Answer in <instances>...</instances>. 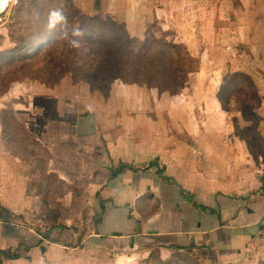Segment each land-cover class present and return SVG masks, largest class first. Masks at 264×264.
Returning a JSON list of instances; mask_svg holds the SVG:
<instances>
[{"label": "rangeland", "instance_id": "rangeland-1", "mask_svg": "<svg viewBox=\"0 0 264 264\" xmlns=\"http://www.w3.org/2000/svg\"><path fill=\"white\" fill-rule=\"evenodd\" d=\"M96 1L94 6L87 7L77 0L76 6L79 9L77 16L86 17L84 21L78 20L77 25L84 32L83 46L80 49L69 47L68 40L71 39V35L68 27V36L63 35L60 27V32L53 43L38 50H32L30 47L36 31H42L47 26L50 10L59 7L66 16L68 15L66 0H9L6 9L0 12V54H4L6 50L16 46V35L27 38L24 49L20 54L17 53V58H0V140L3 137L8 152H3L2 156H4V162L7 166L6 159L8 161L14 159L17 162L25 161L27 165L33 163L32 166L36 170L37 176L31 179L30 184L36 194H39L40 197L43 196L45 202L43 208L41 206L35 209L33 213L29 211L28 221L25 219L23 221H27L25 222L27 225L37 228L41 225L44 228H52L55 223L69 224L82 228L80 231L83 235H89L93 231V227H90L93 220L100 216L99 213H95V189L96 185L99 186L101 183V181H96L98 175L94 174L92 180H88L86 176H84L86 178L84 180L82 179L83 175L73 173H65L68 175H66L65 180L60 179L59 177L62 175L56 173L52 176L44 174L46 160L59 157L58 152L52 148L47 153L45 148L38 143L35 135L29 133V127L25 121L30 122L29 118L31 117L34 124L37 123V115L41 114L40 111H43L42 114L44 113L48 103L58 104L63 114L65 104L69 102L65 101L64 97L71 94L72 90L75 94L74 88L81 83H86L94 95L100 97L96 101L104 105L114 104L112 95L117 92L118 83L120 85L123 83L139 85L141 83L145 89L156 91L159 88L173 97L189 94L190 98L187 97L188 99L193 98L196 105L199 103L196 110L198 109L200 112L203 107L209 104L207 116L209 115L210 142V138L212 141L217 140V131L223 130L224 125H235L237 128L232 131V134L236 133L238 137L242 136L246 139L245 142H240L246 152L249 151L248 145L251 144L252 152L256 156V164L249 163L247 159L243 158L245 162L242 164L244 163V165L235 166L238 171H243L242 177L238 178L236 182L224 184L223 188H219V191H217L218 175H216L218 165L216 163L201 165V169H207L206 174L202 170V176L203 179H207L204 182L209 189L201 194V191L196 188L193 199L184 198L192 209H199L193 214L196 216L194 228L185 227L186 222L191 223V219L185 213L183 216L184 225L180 227L170 228L165 227V224H155L154 228L147 230L149 235L161 231V241H159L161 248L164 247V244H167L168 248L171 246L175 248L183 245L190 246L195 241L200 245H207L211 230L214 229H218L216 232H228L229 237L224 244L229 245L231 233L235 234L238 231L224 228L222 227L224 224L218 222L224 202L222 196L215 195V190L218 194L222 192L221 195L226 197L227 192L238 193L240 191L241 194L247 193L249 190L259 191V187L263 184L259 179L264 177V135L262 134L264 77L260 84V81L257 80L259 74L256 71L250 72L251 75L242 72L244 74L243 84L229 83L227 87L236 89V91L221 93L222 89L215 83L217 82L216 77L222 76L221 65L223 64L216 65L215 63L214 66L205 67L208 65L209 58L213 61L225 62V76L238 71L241 67L239 65L236 68L235 65L229 64L224 53L222 59L214 51L215 47H210V42L207 41L204 32L209 38L212 32H217L215 45L222 44L225 38L229 43H235L232 33L234 32L236 42L240 40V43L244 45L248 41L252 22L244 20L245 22L241 23V32H239L237 24L240 22L233 17H231L233 19H227L226 22L222 18H217L218 16H214L212 20L199 18L197 13L199 4L206 6L204 4L211 0H199L197 6L196 2L191 0ZM223 1L226 3L225 0ZM231 3L227 2L226 6L237 8L236 3ZM247 5L250 16L256 15L257 7L249 3ZM195 9L196 12H194ZM262 10L260 1L258 14ZM83 27L85 28L82 29ZM229 27L232 28L231 32ZM87 31H91L93 35H88ZM224 33H229L230 37L225 36L224 38ZM219 39L220 43H218ZM202 40L207 42L211 49L210 53L205 55L203 59L200 56L206 46ZM161 44L163 50H166L165 53L158 52ZM241 44L239 47H242ZM197 62L202 63L204 68H197V72L201 74L197 73L199 80L195 83L192 79L196 75L193 69H195ZM237 76L241 75L234 74L230 77ZM200 79L205 80L204 83L199 84ZM218 89H220V93L216 94ZM51 93L58 96L56 97L58 101L49 96ZM181 96L180 99L183 100ZM240 126L244 127L243 130L239 128ZM61 160L56 158L52 161L54 170L60 174H62L61 166H57V162ZM207 166L210 167V170ZM244 171H250L251 175L244 178ZM127 174L131 176L130 179L133 178L132 174ZM208 174L210 177L207 176ZM148 182L151 183V179ZM171 183L169 181L162 182L160 190L174 196V198H170L171 207L173 204L178 207L179 203L182 202L179 191L176 189L178 183L175 180ZM255 184H258L259 187H255ZM246 186L247 188H245ZM149 189L147 188V191ZM205 194L210 195V197ZM252 194L255 195L256 193ZM1 197L4 200L8 198L7 194ZM39 199L42 201V198ZM254 199L257 201L253 202L251 206L259 207L261 203L260 210L249 209L248 213L253 212L251 217L257 220L264 213V196L260 198V193H258ZM169 208L164 202L161 204V211L164 216H168ZM207 208L216 211L210 213L206 210ZM232 209L234 211L235 206ZM181 210L182 208H179V211ZM130 211L121 212L123 222L107 223L98 227L102 236L108 240L107 244L111 249L120 248V245L116 240L111 241L110 236L118 237V234L124 232L132 234L141 229L142 223L134 221L137 218L136 212L133 214L134 218H131L133 221L130 224L127 223L126 214H129ZM244 215L242 210L235 226L240 225L241 221L246 219ZM7 225L2 226L0 224V234L5 235L6 231H8V235L16 234V228L12 225H8L7 228ZM160 226L163 228H159ZM258 226L260 227L248 243L247 238L243 239L241 245L247 243L243 251L234 253H217L211 250L196 252L193 253L198 256L195 263L264 264V224L260 223ZM202 229L206 233L198 235L196 231ZM181 230H193V234L186 237L183 233H179ZM24 231L25 235L30 237L29 228H24ZM69 233L65 232V234ZM157 236L159 237V235ZM157 236L152 238L156 239ZM97 241L96 238H91L82 249V253H89L94 246H98ZM137 244L138 248L142 247V244ZM224 244L220 246L225 248ZM134 245L136 243H128L126 250L122 251L123 253L120 255L121 258L125 259V264H175V260L169 254H165V257L162 258L159 247L151 253H141L138 250H132ZM105 259L107 258L103 257L98 260L103 262ZM208 259L210 260L208 261ZM169 260L171 263H168ZM4 261L9 264L6 260ZM45 262L47 263L46 260L42 262L41 259L42 264H46ZM35 263L39 264L37 261ZM61 264H68V261L61 260ZM85 264L89 263L86 262Z\"/></svg>", "mask_w": 264, "mask_h": 264}, {"label": "crops", "instance_id": "crops-1", "mask_svg": "<svg viewBox=\"0 0 264 264\" xmlns=\"http://www.w3.org/2000/svg\"><path fill=\"white\" fill-rule=\"evenodd\" d=\"M191 1H195L197 6L199 0ZM225 1L226 3L232 2L231 4L236 3L237 8L226 6L223 0H211L204 4L206 6L199 4L198 17L212 20L214 16H218L217 18H222L225 22L233 17L240 22L237 24L239 32H241L240 28L242 22H245L244 20L251 21L247 43L242 45L240 40L236 42L234 32L232 33L235 43H229L225 36L230 37V34L224 33L225 39L222 44L218 45H215L217 32H212L210 38L206 32L204 35L210 42V47H215L214 51L222 59L226 57L228 63L235 65L236 68L240 65L241 68H238V71L248 75H251L250 72L256 71L259 74L257 80L261 84L264 77V1ZM260 1L263 10L258 14ZM78 2L87 7L97 3L96 0H78ZM247 3L257 7L256 15L250 16ZM203 14H205L204 17ZM218 43H220V39ZM203 44L206 48L200 56L201 59L211 50L207 42L203 41ZM240 44L242 47H239ZM223 53L226 56L222 57ZM215 63L216 65L223 64L221 65L222 76L216 77L217 82L215 83L222 89L226 84L225 62L213 61L209 58L208 65L205 67L214 66ZM200 68H204L202 63H200ZM197 73L201 74L195 72L196 75L192 79L195 83L199 80ZM200 81L199 84H202L205 80L200 79ZM74 90L75 94L72 90L71 94L64 97V100L69 102L65 104L63 114L58 104L48 103L44 113L42 114L43 111H40L39 113L42 115H37V123L34 124L31 117L29 118L30 122L28 120L25 122L29 127V133L35 135L36 140L47 153L52 148L58 152L59 157L46 160L44 174L52 176L56 173L62 175L59 177L62 180L66 179L67 174L65 173L83 175L82 179L84 180H86L84 176L88 180H92L93 174L98 175L96 181H101V183L99 186L96 185L95 189V213H99L100 216L93 220L92 226H90L93 227V231L86 236L81 233L82 228L69 224L55 223L52 228L63 226V229L56 228L55 230L44 228L42 225L39 228L27 225L25 222L28 221V212L33 213L35 209L41 206L43 208L45 205L43 196L40 197L39 194H36L30 184L31 179L35 178L37 173L33 169V163L27 165L25 161L17 162L14 159L11 161L6 159L8 166L5 164L2 153L8 152L2 137L0 140V224L2 226L4 224L12 225L17 232L12 235H8V231L5 235L0 234V264H6L4 260L9 264H36L35 261L42 264L41 259L42 262L46 260V264H61V260L68 261V264H85L86 262L89 264H125V259L120 255L123 253L122 251L126 250L128 243H136L132 246V250H138L141 253H151L159 247L163 258L165 254L170 253L171 249L167 244L161 248L159 243L161 231L149 235L147 230L154 228L155 224H165V227L170 228L180 227L184 225L183 216L185 213L191 219V223L186 222L185 227L194 228L196 216L193 214L199 209H192L185 199L188 197L193 199L196 188L201 191V194L209 189L204 182L207 179H203L202 176V170L206 174L207 169H201V165L206 166V163L218 165L216 175H218L217 191H219V188H223L224 184L236 182L238 178L242 177L243 171H238L235 166L244 165V163L242 164L245 162L243 158L247 159L249 163L256 164V156L252 152L251 144L248 145L249 151L246 152L240 143L241 141L245 142L246 139L242 136L238 137L236 133L232 134V131L237 128L235 125L223 124V130L217 131V140L212 141L210 138V142L209 115L207 116L209 104L203 107L200 112L198 109L196 110L199 103L196 105L193 98L188 99L187 97L190 98L189 94L173 97L167 92L161 94L158 90L145 89L144 85L124 83L120 85L118 83L117 92L112 95L114 104L104 105L96 101L100 97L95 96L86 83L79 84ZM217 93H220V89L217 90ZM49 96L58 101L56 98L58 96L54 93ZM180 96L183 100L180 99ZM51 121L52 124H50ZM80 123H82L81 126ZM239 128L243 130L244 127L240 126ZM262 134L264 135V123ZM231 135L232 138H230ZM56 158L63 159L57 162V166H61L62 174L54 170L52 161ZM161 168H165L164 175L171 177V181H166L171 183L175 180L178 183L176 189L182 199L178 207L175 204L171 207L170 198H174V196L160 190V184L166 182L158 174ZM207 168L210 170L209 166ZM127 173L132 174L133 178L130 179L131 176ZM244 175V178H248L251 175L250 171H244ZM150 179L151 183L148 182ZM230 179L232 181H229ZM259 180L264 184V177ZM263 184L260 187L255 184V187H259V191L249 190L247 193L241 194L240 191L238 193L227 192L226 197L221 195L222 192L218 194L215 190V195L222 196L224 202L218 222L223 223L222 227L224 228L238 231L235 234L231 233L229 245L224 244L228 240V232H216L218 229H214L211 230L207 245H200L194 239L193 245H183L176 249L186 253L208 252V250L217 253L243 251L250 238L254 237V233L260 227L258 225L264 224V213L257 220L251 217L253 212L248 213L249 209L260 210L261 203L259 207L251 205L257 201L254 197L258 193H260V198L264 196ZM147 188H150L149 191ZM184 190L188 195H184ZM254 192L255 195L252 194ZM4 194H7L6 200L1 197ZM207 196L210 197V195ZM39 198H42V201ZM163 202L168 205V208L170 207L168 216H164L161 211ZM233 206H235L234 211ZM179 208L182 210L179 211ZM124 210H131L129 214H126L128 224L133 221L131 218H134L133 214L136 212L137 218L134 221L142 223L141 229L132 234L124 232L118 234V237L110 236L111 241L116 240L120 245V248L111 249L107 244L108 240L102 236L98 227L107 223L123 222L121 212ZM206 210L210 213L216 211L209 208ZM242 210L246 219L241 221L240 225L235 226ZM23 219L27 221H23ZM24 228H29L30 237L25 235ZM40 232H46L50 236L42 237ZM65 232L70 233L65 234ZM179 233L190 237L193 230H181ZM196 233L203 235L206 231L202 229ZM153 236L158 238L153 239ZM91 238L98 240V246H94L89 253H82V249ZM245 238H247V243L241 245ZM137 243L142 244V247L138 248ZM223 244L226 246L225 248L220 246ZM103 257L107 259L103 262L98 260Z\"/></svg>", "mask_w": 264, "mask_h": 264}, {"label": "trees", "instance_id": "trees-1", "mask_svg": "<svg viewBox=\"0 0 264 264\" xmlns=\"http://www.w3.org/2000/svg\"><path fill=\"white\" fill-rule=\"evenodd\" d=\"M66 1H67V9H68V15H67L68 25H67V27L70 29V35H71V29L74 27H77L78 20L84 21L86 19V17L85 16H80V17L77 16V14L79 13V9L76 6L77 0H66ZM84 28L85 27H83L82 29H84ZM59 32H60V25H57L56 28L53 30H49L48 27L45 26L44 30L36 31L34 38H33V41L30 44L31 49L32 50H38L39 48H43V47L47 46L48 44L53 43L55 41L56 36L59 34ZM87 34L90 36L93 35V33L91 31H87ZM15 38H16V40H15L16 46L14 48L6 50L4 54H0L1 55L0 58L12 57L13 59H15V58H17V53L20 54L22 52V50L24 49L25 41L27 38L24 36H20V35H16ZM159 39H154V40H159ZM165 51L166 50H163L162 44H161L158 52L159 53H165ZM198 62H199V58H198ZM198 62H197L195 69H193L195 72L197 71V68H200V63H198ZM234 74L241 75V76L230 77ZM243 75L244 74L240 71L233 72L229 75H226L225 76L226 84L222 88L221 93H230L232 91H236V89L228 88L227 85L229 83L235 84V85L243 84V79H242ZM139 85H143V84L140 83ZM158 91L161 94L163 93V91H161L159 88H158ZM164 172H165V168H161V169H159L158 174L164 180L171 181V177L164 175ZM184 195H188L185 190H184ZM170 249H171L170 250L171 254L169 253V256H171L172 259L175 260V264H196L195 262H196V259H198V256H195V254L181 252L180 250H178L172 246L170 247ZM168 263H171V260H169Z\"/></svg>", "mask_w": 264, "mask_h": 264}, {"label": "clouds", "instance_id": "clouds-1", "mask_svg": "<svg viewBox=\"0 0 264 264\" xmlns=\"http://www.w3.org/2000/svg\"><path fill=\"white\" fill-rule=\"evenodd\" d=\"M57 25H60L63 35L68 36V19L63 10L59 7L50 10L48 13L47 27L49 30H53ZM84 32L78 27L71 29V39L68 40V45L73 49H80L83 46Z\"/></svg>", "mask_w": 264, "mask_h": 264}, {"label": "bare ground", "instance_id": "bare-ground-1", "mask_svg": "<svg viewBox=\"0 0 264 264\" xmlns=\"http://www.w3.org/2000/svg\"><path fill=\"white\" fill-rule=\"evenodd\" d=\"M8 2L9 0H2V3H0V12L6 9Z\"/></svg>", "mask_w": 264, "mask_h": 264}, {"label": "water", "instance_id": "water-1", "mask_svg": "<svg viewBox=\"0 0 264 264\" xmlns=\"http://www.w3.org/2000/svg\"><path fill=\"white\" fill-rule=\"evenodd\" d=\"M56 228L63 229V226L60 225V226H58V227L52 228V230H55ZM39 234H40V236H42V237H49V236H50V235H48L46 232H40ZM133 240H134V238H133Z\"/></svg>", "mask_w": 264, "mask_h": 264}, {"label": "snow or ice", "instance_id": "snow-or-ice-1", "mask_svg": "<svg viewBox=\"0 0 264 264\" xmlns=\"http://www.w3.org/2000/svg\"><path fill=\"white\" fill-rule=\"evenodd\" d=\"M0 3H2V0H0Z\"/></svg>", "mask_w": 264, "mask_h": 264}]
</instances>
